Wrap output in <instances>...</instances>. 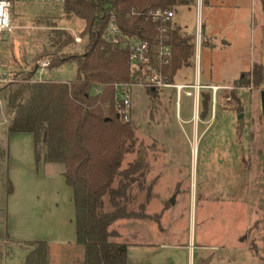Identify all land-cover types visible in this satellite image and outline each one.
Returning <instances> with one entry per match:
<instances>
[{
  "label": "rangeland",
  "instance_id": "obj_1",
  "mask_svg": "<svg viewBox=\"0 0 264 264\" xmlns=\"http://www.w3.org/2000/svg\"><path fill=\"white\" fill-rule=\"evenodd\" d=\"M220 2L193 0L175 7L171 20L195 46L191 66L180 69L174 83L194 85L199 78L203 85L226 86L216 94L202 90L211 96L207 116L202 97L196 120L192 98L183 95L178 109L172 89L133 90L128 123L135 149L123 168L134 161L144 166L146 186L134 190L132 210L149 195L150 218L113 225L117 240L130 244L129 264H264V0ZM13 25L0 40V79L7 80L0 88V264H26L41 241L48 248L45 264H84L65 167L38 161L31 134L9 133L4 99L26 85L29 73L30 83L74 81L76 63L43 73L34 67L46 58L83 54L86 38L75 39L82 38L85 22L68 16L64 5L19 3ZM68 37L74 42L58 51ZM255 67L262 68V83L234 90Z\"/></svg>",
  "mask_w": 264,
  "mask_h": 264
},
{
  "label": "trees",
  "instance_id": "obj_2",
  "mask_svg": "<svg viewBox=\"0 0 264 264\" xmlns=\"http://www.w3.org/2000/svg\"><path fill=\"white\" fill-rule=\"evenodd\" d=\"M191 1L67 0L64 12L85 22L81 35L87 44L83 54L56 58L51 68L76 63L75 80L30 83L34 73H29L23 79L26 85L4 99L9 109V133L31 134L38 161L65 167L63 176L73 191L76 242L83 247L84 264H129V245L117 240L119 233L113 225L150 218L146 213L149 195L138 210H132L134 190L143 192L146 186L144 166L134 161L123 168L126 156L135 149V131L119 115L115 85L131 81L130 53L105 42L102 36L114 22L123 34L138 37L150 46L157 45L160 36L167 37L173 59L164 71L174 82L180 69L191 66L194 43L191 37L173 29L171 21H153L149 14L173 11ZM73 42L68 37L58 51ZM262 81V68L255 67L243 73L233 87L249 88ZM233 96L237 99L235 93ZM201 97L205 118L211 96L202 93ZM36 244L38 248L27 257L26 264H45L47 243Z\"/></svg>",
  "mask_w": 264,
  "mask_h": 264
},
{
  "label": "built area",
  "instance_id": "obj_3",
  "mask_svg": "<svg viewBox=\"0 0 264 264\" xmlns=\"http://www.w3.org/2000/svg\"><path fill=\"white\" fill-rule=\"evenodd\" d=\"M67 0H0V40L10 35L14 31L13 14L16 4H57L65 5ZM153 21H171L175 17V11H153L149 14ZM173 29H176L174 25ZM102 39L112 45L122 46L130 53L131 81L129 83L116 84L120 101L118 106L119 115L125 122L130 121V110L132 107V94L135 88H142L148 91H159L161 89H172L176 92L177 107H180L182 96L192 98L194 101L195 113L199 110L202 90L210 89L216 94L220 87H206L197 79L194 85L176 84L169 81L164 69L168 67L173 59V49L167 42V37L160 36L157 45L150 46L146 41L129 35L123 34L119 27L110 23ZM77 43H82L83 38L76 37ZM201 46L200 33L196 38V59L199 60V50ZM52 60L46 58L37 61L35 64L36 72H45L50 69ZM35 72V73H36ZM7 80L0 79L1 84ZM1 94V89H0ZM2 100L0 96V106Z\"/></svg>",
  "mask_w": 264,
  "mask_h": 264
},
{
  "label": "crops",
  "instance_id": "obj_4",
  "mask_svg": "<svg viewBox=\"0 0 264 264\" xmlns=\"http://www.w3.org/2000/svg\"><path fill=\"white\" fill-rule=\"evenodd\" d=\"M221 2H220V0H206V4L205 5H210V4H219V5H221L220 4ZM201 12V11H200ZM176 13V12H175ZM175 18V17H174ZM173 25H174V27L177 29V30H179L180 32H181V28L179 27V25L177 24V23H174V21H173ZM226 45V44H225ZM212 46H214V47H216V45H214V43H213V45ZM198 80H199V78H198ZM203 85V84H202ZM204 86H206V87H220V88H225L226 86H219V85H216V86H207V85H204ZM195 117H196V113H195ZM197 119H198V117H197ZM129 246H130V244H128ZM192 249H193V247H191V251H192ZM128 251H129V249H128ZM47 253H48V248H47ZM48 257V256H47ZM191 259H193V252H192V255H191ZM191 264H193V261H192V263Z\"/></svg>",
  "mask_w": 264,
  "mask_h": 264
},
{
  "label": "water",
  "instance_id": "obj_5",
  "mask_svg": "<svg viewBox=\"0 0 264 264\" xmlns=\"http://www.w3.org/2000/svg\"><path fill=\"white\" fill-rule=\"evenodd\" d=\"M263 71H264V39H263ZM261 109H262V116L264 118V90L261 92ZM238 119L240 121L241 128L243 129L244 127V124L242 121L243 115H240ZM200 264H205V263H200Z\"/></svg>",
  "mask_w": 264,
  "mask_h": 264
},
{
  "label": "bare ground",
  "instance_id": "obj_6",
  "mask_svg": "<svg viewBox=\"0 0 264 264\" xmlns=\"http://www.w3.org/2000/svg\"><path fill=\"white\" fill-rule=\"evenodd\" d=\"M195 119L197 120V112H196ZM196 151H197V149H196V146H195L194 149H193V155H194V157L196 156Z\"/></svg>",
  "mask_w": 264,
  "mask_h": 264
}]
</instances>
